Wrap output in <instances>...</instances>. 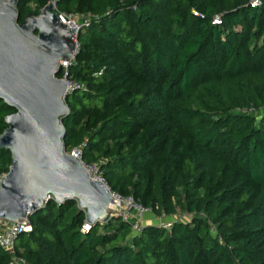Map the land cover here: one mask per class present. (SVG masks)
Listing matches in <instances>:
<instances>
[{
  "label": "trees",
  "instance_id": "obj_1",
  "mask_svg": "<svg viewBox=\"0 0 264 264\" xmlns=\"http://www.w3.org/2000/svg\"><path fill=\"white\" fill-rule=\"evenodd\" d=\"M46 1L18 0V20ZM54 1L94 15L66 68L85 89L64 97V149L84 140L110 189L188 218L81 232L76 200L50 197L14 238L19 264H264V0ZM12 110L0 99V131ZM10 163L0 146V175Z\"/></svg>",
  "mask_w": 264,
  "mask_h": 264
},
{
  "label": "water",
  "instance_id": "obj_2",
  "mask_svg": "<svg viewBox=\"0 0 264 264\" xmlns=\"http://www.w3.org/2000/svg\"><path fill=\"white\" fill-rule=\"evenodd\" d=\"M18 0H0V146L11 163L0 175V216L22 221L48 198L75 199L84 220L103 221L112 210L110 192L92 179L76 156L64 151L61 116L68 112L65 82L56 74L75 53L70 28L52 1L18 20Z\"/></svg>",
  "mask_w": 264,
  "mask_h": 264
},
{
  "label": "built area",
  "instance_id": "obj_3",
  "mask_svg": "<svg viewBox=\"0 0 264 264\" xmlns=\"http://www.w3.org/2000/svg\"><path fill=\"white\" fill-rule=\"evenodd\" d=\"M52 1V10L56 12L58 19L65 23L71 30L72 38L75 42V50L78 46L77 34L81 28L87 26L90 22V19L94 17L90 12H80V11H64L59 10L56 7L55 1ZM261 0H251L252 4H260ZM214 22H218V16L213 17ZM73 57V56H72ZM61 61L60 67L63 69V73L60 76L65 82V92L66 94L76 90V89H85V84L81 81H77L75 79H69L66 75V68L69 64L70 60ZM101 69L96 70L94 73L99 74ZM237 110L242 112H251L254 110V107L250 104L248 106L238 107ZM85 141L82 140L79 143L71 146L65 152L71 154L72 156L78 157L80 163L84 166L90 178L97 179L101 181L110 192V200L109 204L112 210L109 216H117L123 221H127L129 223L130 229L133 232H137L142 227L141 217L144 212L151 210L150 207H146L138 203L131 195H121L118 192L110 189L106 182L104 181L102 175L99 173L97 165L95 163H85L81 160V152L82 147L84 146ZM91 222L86 220L83 221L80 230L81 232H86L90 226ZM163 227H168L169 223L163 224ZM30 227L28 223L27 216L22 221H14L0 216V246L8 250L11 254V264H19L22 262L21 258H17L14 255L13 250V241L16 234L20 231H26Z\"/></svg>",
  "mask_w": 264,
  "mask_h": 264
},
{
  "label": "rangeland",
  "instance_id": "obj_4",
  "mask_svg": "<svg viewBox=\"0 0 264 264\" xmlns=\"http://www.w3.org/2000/svg\"><path fill=\"white\" fill-rule=\"evenodd\" d=\"M34 7V6H33ZM31 5V8H33ZM254 114H258V110H253L252 111ZM188 218V215L179 209H175L173 212L168 213V214H155L152 210H148L147 212H144L142 217H141V222L142 224L146 223H155L158 225H163L170 223L174 219H181V220H186Z\"/></svg>",
  "mask_w": 264,
  "mask_h": 264
},
{
  "label": "bare ground",
  "instance_id": "obj_5",
  "mask_svg": "<svg viewBox=\"0 0 264 264\" xmlns=\"http://www.w3.org/2000/svg\"><path fill=\"white\" fill-rule=\"evenodd\" d=\"M92 179H93V178H92ZM109 207H111L110 204H109Z\"/></svg>",
  "mask_w": 264,
  "mask_h": 264
}]
</instances>
